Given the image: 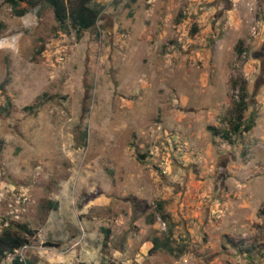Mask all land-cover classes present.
I'll return each instance as SVG.
<instances>
[{
	"label": "rangeland",
	"instance_id": "obj_1",
	"mask_svg": "<svg viewBox=\"0 0 264 264\" xmlns=\"http://www.w3.org/2000/svg\"><path fill=\"white\" fill-rule=\"evenodd\" d=\"M9 1L0 235L29 243L0 264H264V0H91L79 38ZM234 79L254 125L230 144Z\"/></svg>",
	"mask_w": 264,
	"mask_h": 264
},
{
	"label": "trees",
	"instance_id": "obj_2",
	"mask_svg": "<svg viewBox=\"0 0 264 264\" xmlns=\"http://www.w3.org/2000/svg\"><path fill=\"white\" fill-rule=\"evenodd\" d=\"M52 10L56 21L63 25L66 21L70 22L72 29L75 31L77 38L81 37L82 32L92 28L99 17V11L89 6L91 0H74L73 3H67L65 0H42ZM13 12L16 16L22 17L25 14L23 9H20V4H26L29 7H35L37 0H10L9 1ZM239 85V96L237 101L232 102L231 117L229 128L226 131H215L214 135H219L228 143H232V135L241 136L243 133L249 132L254 125L253 119L249 118L247 122L244 119V112L247 109L248 91L246 88V81L244 79L231 80V89L235 90ZM212 130V128H209ZM57 208V203L53 205V209ZM161 208V205H159ZM30 235V232L27 231ZM108 237V232H105V239ZM27 238L17 235L7 229L3 230L0 235V262L7 255H12L15 251L28 245ZM107 247L106 240L103 241L102 250ZM167 250L171 252L166 242L160 238L152 239V246L149 253H154L159 250ZM13 264H29L28 262H21L18 257L12 260ZM105 264V263H102Z\"/></svg>",
	"mask_w": 264,
	"mask_h": 264
},
{
	"label": "water",
	"instance_id": "obj_3",
	"mask_svg": "<svg viewBox=\"0 0 264 264\" xmlns=\"http://www.w3.org/2000/svg\"><path fill=\"white\" fill-rule=\"evenodd\" d=\"M43 247H56V244L53 243H44Z\"/></svg>",
	"mask_w": 264,
	"mask_h": 264
},
{
	"label": "flooded vegetation",
	"instance_id": "obj_4",
	"mask_svg": "<svg viewBox=\"0 0 264 264\" xmlns=\"http://www.w3.org/2000/svg\"><path fill=\"white\" fill-rule=\"evenodd\" d=\"M261 69H262V75H264V62H262ZM262 80H263V79H262ZM262 84H264V82H263Z\"/></svg>",
	"mask_w": 264,
	"mask_h": 264
},
{
	"label": "built area",
	"instance_id": "obj_5",
	"mask_svg": "<svg viewBox=\"0 0 264 264\" xmlns=\"http://www.w3.org/2000/svg\"><path fill=\"white\" fill-rule=\"evenodd\" d=\"M22 248H24V249H25V246H24V247H22Z\"/></svg>",
	"mask_w": 264,
	"mask_h": 264
}]
</instances>
